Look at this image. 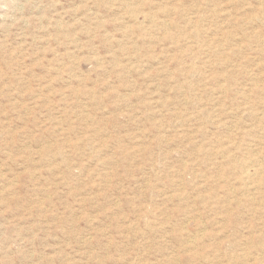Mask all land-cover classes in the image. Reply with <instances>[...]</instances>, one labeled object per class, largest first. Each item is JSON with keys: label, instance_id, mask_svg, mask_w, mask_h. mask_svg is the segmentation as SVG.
Returning <instances> with one entry per match:
<instances>
[{"label": "rangeland", "instance_id": "obj_1", "mask_svg": "<svg viewBox=\"0 0 264 264\" xmlns=\"http://www.w3.org/2000/svg\"><path fill=\"white\" fill-rule=\"evenodd\" d=\"M0 264H264V0H0Z\"/></svg>", "mask_w": 264, "mask_h": 264}]
</instances>
